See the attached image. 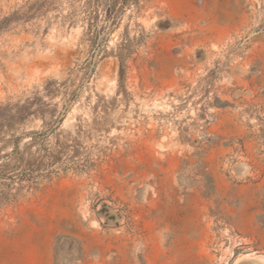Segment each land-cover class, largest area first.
<instances>
[{"label":"rangeland","instance_id":"rangeland-1","mask_svg":"<svg viewBox=\"0 0 264 264\" xmlns=\"http://www.w3.org/2000/svg\"><path fill=\"white\" fill-rule=\"evenodd\" d=\"M97 2L0 0V157L72 166L0 184V264H255L264 0Z\"/></svg>","mask_w":264,"mask_h":264},{"label":"trees","instance_id":"trees-1","mask_svg":"<svg viewBox=\"0 0 264 264\" xmlns=\"http://www.w3.org/2000/svg\"><path fill=\"white\" fill-rule=\"evenodd\" d=\"M127 7H135L139 6L141 0H124ZM117 2L118 0H103V7L106 8L107 11L112 16V22L111 25H117L119 22V19L122 15V10L120 8H117ZM98 7L100 6V0L97 2ZM51 157L49 160H41L38 161L36 158L35 160L31 159H25L23 157H20L17 150L14 149L13 151L6 153L5 155L0 157V184L9 182L11 184H16L20 182H27L28 186H31L34 184L35 178H28L29 175H32L34 171L40 170L42 171L41 177H46L50 174H53L59 170L62 169H68L72 168V166L69 165H63L61 169L53 168L55 167V163L59 160L55 154H51ZM23 165V172L25 174V177H21L20 174V167Z\"/></svg>","mask_w":264,"mask_h":264},{"label":"water","instance_id":"water-1","mask_svg":"<svg viewBox=\"0 0 264 264\" xmlns=\"http://www.w3.org/2000/svg\"><path fill=\"white\" fill-rule=\"evenodd\" d=\"M98 55H99V50H96L95 55H94V61L96 60V58H97ZM56 126H57V124H55V127H56ZM52 130H53V128L50 129V130L46 133V135L50 134V133L52 132ZM252 260L255 261V259H252Z\"/></svg>","mask_w":264,"mask_h":264},{"label":"bare ground","instance_id":"bare-ground-1","mask_svg":"<svg viewBox=\"0 0 264 264\" xmlns=\"http://www.w3.org/2000/svg\"><path fill=\"white\" fill-rule=\"evenodd\" d=\"M240 262H241V260L239 261L238 264H240ZM254 262H255V264H264V258L261 259L259 257H256Z\"/></svg>","mask_w":264,"mask_h":264}]
</instances>
